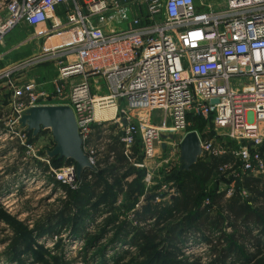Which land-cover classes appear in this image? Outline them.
<instances>
[{
	"label": "built area",
	"instance_id": "obj_1",
	"mask_svg": "<svg viewBox=\"0 0 264 264\" xmlns=\"http://www.w3.org/2000/svg\"><path fill=\"white\" fill-rule=\"evenodd\" d=\"M19 24L42 40L41 50L20 62H2L13 48L0 54V83L10 95L0 115V139L14 138L22 160L35 149L19 124L29 107L72 109L93 167L110 140L99 137L98 147L92 134L114 120L121 126L114 136L123 155L146 170L145 161L159 150L179 148L191 131V116L209 122V137L192 130L200 138V158L228 157L216 168V175L233 178L221 189L227 197L246 176L264 183V0H225L214 9L196 7L195 0H0V45ZM52 61L49 90L21 74L29 65ZM109 107L115 112L107 119L103 111ZM153 110L160 111V119L150 123ZM169 132L173 139L162 149L159 134ZM136 138L143 156L137 162L131 156ZM39 159L46 167L43 176L53 179L50 187L79 185L74 162L54 169L47 155ZM238 192L249 200L244 188Z\"/></svg>",
	"mask_w": 264,
	"mask_h": 264
},
{
	"label": "trees",
	"instance_id": "obj_2",
	"mask_svg": "<svg viewBox=\"0 0 264 264\" xmlns=\"http://www.w3.org/2000/svg\"><path fill=\"white\" fill-rule=\"evenodd\" d=\"M188 119L191 121L190 129L198 133L206 122L202 118L189 116ZM105 138L110 142L104 145L99 161L81 173L76 188L71 190L58 182L54 184L65 192V198L58 202L55 214L47 215L46 219L65 224L63 229L69 223L73 224L72 237L85 226V221L103 211L102 205H111L117 193L123 190L121 179L134 171L123 155V145L111 134ZM14 143H11V149H21ZM227 160V156L199 158L186 173L173 170L168 180L173 181L175 195L168 205L163 207L158 202L140 204L139 209L133 211L132 221L116 218L106 221L112 229L109 243L114 248L127 244L141 249L139 264H264V183L261 179L246 176L236 183V192L231 196L227 197L225 191L220 190L208 196V204L202 203L208 191L206 184L216 175L219 164ZM39 169L44 172L46 167L43 164ZM140 174L143 175L142 170H139ZM138 181L125 182L128 195L140 194L142 188ZM239 186L248 192L249 200L241 199ZM251 201L252 204H248ZM0 221L9 225L12 231L7 256L17 258L32 254V230L24 222L7 215L1 205ZM35 230L40 234L45 226L37 224ZM107 231L105 229L97 237H91L87 247L90 248ZM59 232L60 229L53 230L52 234L58 236ZM189 250L198 253L187 254ZM112 261L120 264L119 258L113 257ZM103 263L108 264V259L104 258Z\"/></svg>",
	"mask_w": 264,
	"mask_h": 264
},
{
	"label": "rangeland",
	"instance_id": "obj_3",
	"mask_svg": "<svg viewBox=\"0 0 264 264\" xmlns=\"http://www.w3.org/2000/svg\"><path fill=\"white\" fill-rule=\"evenodd\" d=\"M120 26L123 27L122 24ZM33 33H35L34 30L19 24L6 34L0 45V54L8 49H13L3 57L2 62L4 64H14L41 50L42 40L33 37L35 36ZM55 62H40L29 65L21 74L29 75L36 81L39 80L45 83L44 87L49 90V82L53 80L55 75ZM9 98L10 95L6 93L5 85L1 82L0 115L5 114V107ZM105 111V116L108 119L113 118L115 111L112 107L105 109ZM160 114L159 110H153L150 123L157 122L160 119ZM139 116L144 118L145 114H139ZM104 126L103 130H97L92 134V140L96 141L98 147L101 146V142H98L97 135L104 137L111 134L115 137L114 134L120 132L121 126L114 120L105 122ZM208 127L209 122H205L204 127L199 131L201 137L210 136V132L206 131ZM26 136L28 141L35 144L34 151L26 154V161L21 158L24 156L23 150L17 149L14 153L13 149L10 148L12 142H15L16 146L19 145L14 138H8L4 142L0 139V205L7 215L15 217L17 221L24 222L28 229L32 230L30 235L32 254L26 253L17 258L7 256L6 250L10 244L8 239L12 235V231L9 225L0 221V264H105L103 263L104 258L108 259V264H114V261L111 262L113 257L119 258L120 264H139L142 260L140 257L141 249L130 247L127 244L114 248L109 243L112 229H109L110 226L106 225V221L115 218L120 221L123 219L132 221L133 211L139 209L140 204L148 205L158 202L163 207L168 205L167 203L175 195V188L172 186L173 181L168 180V178L173 170H177L179 166L178 146L172 145L168 151L159 150L153 160H146L147 170L133 166L134 171H132V174L121 179V182L124 183L123 190L117 193L111 205H102L101 209L103 211L93 219L85 221V226L77 235L72 237L70 231L74 226L73 224L69 223L63 229L65 224L62 225L58 221L52 223L53 219L51 221L46 219L47 215L55 214L58 210V202L63 199L56 186L50 187L53 179L47 176L44 177L43 172H41L42 169H39L40 167L43 168V163L39 157L46 156V152L55 147L51 133L49 130H44L39 132L36 137H32L31 132H28ZM136 139L131 156L137 162L142 161L143 156H141L140 139ZM55 159V161H51V166L54 169L66 165L63 159ZM14 167L17 169L13 170ZM139 170H142L143 175H139ZM147 171L150 172V178L145 180ZM12 172H15V174ZM138 179V184L142 188L140 194L128 195V192L125 191V182L137 181ZM232 180L233 178L227 175L213 176L206 184L208 191L202 203L208 204V196L229 186ZM4 201H6V207L1 204ZM37 224L45 226V230L40 234L35 230ZM59 229L60 234L54 236L52 234L53 230ZM105 229H108V233L104 232L105 234L103 233L98 237L95 244L88 248L87 245L91 237H97L96 235ZM97 251L99 252L97 253ZM189 253H198V251L189 250L187 254Z\"/></svg>",
	"mask_w": 264,
	"mask_h": 264
},
{
	"label": "water",
	"instance_id": "obj_4",
	"mask_svg": "<svg viewBox=\"0 0 264 264\" xmlns=\"http://www.w3.org/2000/svg\"><path fill=\"white\" fill-rule=\"evenodd\" d=\"M19 124L27 132H31L32 137H36L41 131L49 130L55 147L46 152L47 156L50 159L55 157L63 159L64 163L74 161L77 179L81 178L84 170L93 168L89 158L83 152L73 111L68 106L54 104L29 107L21 114ZM123 124H125L124 121ZM159 138L162 140L161 147L164 149L165 141L173 139V133H160ZM201 156L200 138L195 131H188L179 144L177 171L186 173Z\"/></svg>",
	"mask_w": 264,
	"mask_h": 264
},
{
	"label": "crops",
	"instance_id": "obj_5",
	"mask_svg": "<svg viewBox=\"0 0 264 264\" xmlns=\"http://www.w3.org/2000/svg\"><path fill=\"white\" fill-rule=\"evenodd\" d=\"M225 0H195L196 7L206 9V6H211L213 9L214 8H220L222 7L221 5L224 4ZM102 91L104 92V83L102 84ZM101 91V92H102ZM105 127V126H104ZM103 127V128H104ZM99 130H103L101 127H96ZM95 128V129H96ZM104 133V132H103ZM99 134V133H98ZM102 137V136H101ZM105 137V136H104ZM94 139V138H93Z\"/></svg>",
	"mask_w": 264,
	"mask_h": 264
},
{
	"label": "bare ground",
	"instance_id": "obj_6",
	"mask_svg": "<svg viewBox=\"0 0 264 264\" xmlns=\"http://www.w3.org/2000/svg\"><path fill=\"white\" fill-rule=\"evenodd\" d=\"M112 109H114V108H112ZM114 111H115V110H114ZM105 113H106V111L104 110V111H103V115H104V117H106V116H105ZM140 114H143V113H140ZM106 118H107V117H106ZM107 119H108V118H107Z\"/></svg>",
	"mask_w": 264,
	"mask_h": 264
}]
</instances>
